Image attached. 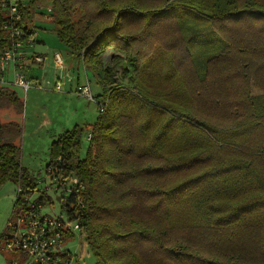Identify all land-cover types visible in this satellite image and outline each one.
I'll list each match as a JSON object with an SVG mask.
<instances>
[{
    "label": "trees",
    "instance_id": "16d2710c",
    "mask_svg": "<svg viewBox=\"0 0 264 264\" xmlns=\"http://www.w3.org/2000/svg\"><path fill=\"white\" fill-rule=\"evenodd\" d=\"M44 1L58 42L100 89L85 157L75 125L51 142L46 167L77 181L57 201L94 264H264V0ZM10 45L0 13V51ZM0 110L23 111L7 87ZM21 133L0 120V187L17 188L8 223L38 188Z\"/></svg>",
    "mask_w": 264,
    "mask_h": 264
},
{
    "label": "rangeland",
    "instance_id": "374dc122",
    "mask_svg": "<svg viewBox=\"0 0 264 264\" xmlns=\"http://www.w3.org/2000/svg\"><path fill=\"white\" fill-rule=\"evenodd\" d=\"M42 4L52 5L51 2L44 1ZM44 15H37V26L44 22L46 30L38 29L40 32H47L53 40L54 32L52 24L43 19ZM43 21V22H42ZM44 33V32H43ZM58 53L61 57L62 69L54 61V54ZM116 53L108 50L104 58V66L111 67L114 79L117 83L121 82L120 67H115ZM40 86H28L25 91L23 88L14 84L15 76L11 72H6L2 84L13 90L23 104L22 114L16 115L12 111L0 110V120L7 122L10 120L18 121L22 128L21 137L18 144L21 149V165L28 170L38 183V187H44L49 184L46 175V167L49 164V147L54 138L70 127L78 125L83 128L80 138L79 157L84 158L86 155L89 141L87 139V126H93L99 118V108L96 102H91L87 98L77 93V84L88 86L90 94L95 97L100 90L93 76L84 71L82 63L73 57L65 49H55L49 47L45 65L40 69ZM55 82L60 85L59 91L54 89ZM88 83V84H87ZM73 114V117L71 115ZM71 127V128H72ZM17 188L12 182H6L0 187V235L5 230L12 216V209L16 200ZM49 195L53 201L52 205L46 206L44 212L52 211L55 214L59 212V203L55 200L56 195L51 190ZM37 197L33 194L31 199ZM2 244V243H1ZM71 254L69 264H94V258L86 245L84 239L80 240L77 232L74 237L64 244ZM19 259L6 251L1 250L0 246V264H9L11 260Z\"/></svg>",
    "mask_w": 264,
    "mask_h": 264
},
{
    "label": "built area",
    "instance_id": "2783aa9c",
    "mask_svg": "<svg viewBox=\"0 0 264 264\" xmlns=\"http://www.w3.org/2000/svg\"><path fill=\"white\" fill-rule=\"evenodd\" d=\"M35 18L39 13H43L48 21H50L52 7L48 4L36 2V0H0V13L2 14L3 30L8 32L11 39V45L4 51H0V74H4L9 67L15 72L14 84L27 90L29 84L23 71L35 66H43V56L32 54L26 57L23 53L24 49L35 44L34 33L25 32L21 28L22 12L24 9L32 5ZM34 18V21H35ZM34 29V25L30 27ZM54 61L61 67L62 62L59 55L54 56ZM55 89L59 90L60 85L55 84ZM77 93L84 96L91 102H95L94 97L90 94L89 87H78ZM102 107H99V112ZM88 133L87 139H90ZM47 176L49 184L44 187H38L33 194L43 196L44 200L41 204H35L31 197H23L21 200L22 207L8 223L12 231L3 241L2 249L19 259L11 260L10 264H69L71 254L64 249V244L69 240H64L65 233L77 232L78 226L75 223L68 222L65 219V213L60 209V202L57 197H61L62 202H66L62 198L65 193L71 192L77 184L76 179H62L57 167L48 169ZM56 195L55 200L59 203V212L55 214L52 211L44 212L46 206L52 205L53 201L49 195L50 191ZM32 194V195H33Z\"/></svg>",
    "mask_w": 264,
    "mask_h": 264
},
{
    "label": "crops",
    "instance_id": "0c3cea01",
    "mask_svg": "<svg viewBox=\"0 0 264 264\" xmlns=\"http://www.w3.org/2000/svg\"><path fill=\"white\" fill-rule=\"evenodd\" d=\"M43 19H45V18H43ZM37 20L38 19L35 18L34 22H37ZM46 21H48V20H46ZM44 23L41 24V26H37L36 23L34 24V29H35L34 30V36H35L36 42L31 47H28L27 49H24V51H23V53H24V55L26 57H28L29 55H32V54H37V55L43 56V59H44L43 66H35V67H32L30 69H27V70L23 71V74H24L26 80L28 81V84L31 85V87H39L40 86V77H41L40 69H42L44 67V65H45L46 56H47V50L49 49V47H52V48H55V49H60V48L62 49L63 48L65 50H67L62 44H60L58 42L55 34L53 35V40H52V37L50 35H47V32L43 31L44 33L43 32L39 33L38 29H41V31L42 30H46L45 27H44ZM56 54L59 55L58 53H56ZM56 54H54V56ZM54 56H53V58H54ZM72 56L75 57L74 55H72ZM60 59H61V57H60ZM61 62H62V60H61ZM79 62H81V61L78 60V63ZM62 66H63V63H62ZM62 66H61V69H62ZM8 71L13 73L14 76H15V72H14L12 67H9L6 72H8ZM5 73L4 74H0V84L1 85H5L4 83H6V81L4 80ZM2 80L4 81L3 84H2ZM55 84H56V82H55ZM55 84H54V89H55ZM88 86H89V84H88ZM0 87H4V86H0ZM76 87L78 88V87H84V86L77 84ZM77 88L75 89V91L77 90ZM98 94H100V90L98 91ZM71 117H73V114L71 115Z\"/></svg>",
    "mask_w": 264,
    "mask_h": 264
}]
</instances>
